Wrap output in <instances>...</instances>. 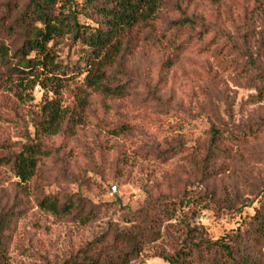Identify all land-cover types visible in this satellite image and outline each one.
Segmentation results:
<instances>
[{
	"label": "rangeland",
	"instance_id": "obj_1",
	"mask_svg": "<svg viewBox=\"0 0 264 264\" xmlns=\"http://www.w3.org/2000/svg\"><path fill=\"white\" fill-rule=\"evenodd\" d=\"M186 18L196 25L177 31L175 23ZM142 35L126 63L136 85L131 97L93 96L73 136L62 132L45 141L52 156L30 182L0 167L6 264L63 262L90 242L112 241L115 231L138 225L134 216L143 219L159 198L182 197L186 206L173 221L156 211L144 218L151 236L130 264H168L165 257L182 247L188 228L219 240L264 212V98H258L264 0H164ZM76 52L56 47L60 70L54 76L63 78L61 69L77 64ZM168 58L176 59L171 69L163 67ZM68 78L65 99L71 103L83 77L69 72ZM1 82L0 144L16 149L33 134L31 113L45 93L36 88L34 100L21 103ZM207 149L208 165L202 163ZM71 196L91 205L98 215L92 224L80 226L38 207L45 197Z\"/></svg>",
	"mask_w": 264,
	"mask_h": 264
},
{
	"label": "trees",
	"instance_id": "obj_2",
	"mask_svg": "<svg viewBox=\"0 0 264 264\" xmlns=\"http://www.w3.org/2000/svg\"><path fill=\"white\" fill-rule=\"evenodd\" d=\"M163 1L0 0L1 84L21 103L32 102L36 88L45 93L38 110L31 113L33 134H27L24 144L16 149L0 144V167L21 183L30 182L43 161L52 156L45 141L62 132L73 136L93 96L112 100L131 97L136 85L127 72V59L141 44L142 33L156 21ZM195 25L186 18L174 26L180 31ZM64 44L70 50L77 48L78 62L61 69V78L53 75L60 70L54 54L56 47ZM175 63V58H168L163 67L171 69ZM69 72L83 77L71 94V103L65 99L72 80ZM258 98H264V81ZM213 134L215 146L217 133ZM210 150L202 162L206 165ZM185 206L182 197L156 199L147 205L143 219L134 216L138 225L115 231L112 241L98 239L63 262L47 264H130L139 258L150 239L151 224L146 221L149 213L156 211V216L173 221ZM38 207L52 217L69 219L80 226L92 224L98 216L80 196L63 200L45 197ZM3 231L0 222V264H6L10 253ZM181 245L173 257H165L168 264H264V212L257 210L246 228L219 240L188 228Z\"/></svg>",
	"mask_w": 264,
	"mask_h": 264
}]
</instances>
